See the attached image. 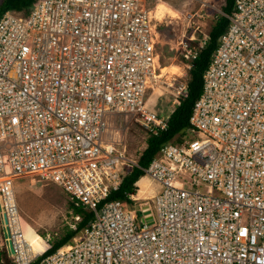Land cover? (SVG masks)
Instances as JSON below:
<instances>
[{
  "label": "built area",
  "instance_id": "obj_1",
  "mask_svg": "<svg viewBox=\"0 0 264 264\" xmlns=\"http://www.w3.org/2000/svg\"><path fill=\"white\" fill-rule=\"evenodd\" d=\"M156 1L33 0L0 14V248L10 264H264V0L220 11L227 24L188 127L139 166L107 128L122 113L146 132L166 128L149 102L160 84ZM188 44L176 46L187 67L197 50ZM176 87L177 101L187 89ZM133 165L151 196L108 198ZM26 175L89 212L49 252L47 241L33 252L23 234L13 184Z\"/></svg>",
  "mask_w": 264,
  "mask_h": 264
},
{
  "label": "rangeland",
  "instance_id": "obj_2",
  "mask_svg": "<svg viewBox=\"0 0 264 264\" xmlns=\"http://www.w3.org/2000/svg\"><path fill=\"white\" fill-rule=\"evenodd\" d=\"M162 1L175 11L178 17L173 18L164 14L156 21L161 39L160 43H157L158 53L161 54L159 63L185 66L186 58L181 53L182 48L181 46L176 48L174 42L182 40L187 43L188 40H196V36L200 34L202 36V39L198 40L200 44L215 18V12L220 13L219 6L223 0ZM194 45L192 44V47ZM187 68L186 66L180 75L172 74L168 80L160 77L159 86L151 92L149 102L159 116L166 115L176 102V86L186 82ZM108 125L111 127L110 132L114 133V140L117 139V146L124 148L127 156L137 158L138 152L145 146L147 132L144 127L133 117L123 113L112 116ZM136 183L138 185L136 187L138 192H134L136 198L147 197L152 193L153 183L145 174H142ZM13 190L19 213L25 223L24 237L35 252L41 251L47 243L60 237L77 221L73 218L65 192L50 181L26 175L14 180Z\"/></svg>",
  "mask_w": 264,
  "mask_h": 264
},
{
  "label": "trees",
  "instance_id": "obj_3",
  "mask_svg": "<svg viewBox=\"0 0 264 264\" xmlns=\"http://www.w3.org/2000/svg\"><path fill=\"white\" fill-rule=\"evenodd\" d=\"M33 0H0V14L10 8L27 10ZM233 6V0H223V3L219 6L220 11L224 13H230ZM227 24V18L221 13L215 12V18L213 19L203 43L199 44L198 40L202 39L201 35L196 36V40H188L189 46L195 44L197 48L196 54L189 61L188 78L186 80V95L178 97L172 108L165 116L166 128L164 130H157L156 132L147 131L145 138V146L137 157V164L139 166H145L157 148L165 141L171 139L180 140V134L188 127V115L191 110L194 99L198 96L201 89V73L205 68L210 54L216 46L217 39ZM198 43V44H197ZM166 66L168 64H162ZM143 174L141 169L137 166H131L129 170L123 173L120 184L117 189L111 191L108 194V198H121L124 192L135 191L134 181L138 180ZM135 181V182H136ZM69 207L73 214H79L80 219L76 222L75 229L67 228L65 232L57 239L50 242L45 252H49L61 245H63L69 238L76 232L77 229L82 227L89 217V212L81 208L79 205H74L69 201ZM0 264H8V256L5 251L0 248ZM7 259V261H5ZM32 262L31 264H34Z\"/></svg>",
  "mask_w": 264,
  "mask_h": 264
},
{
  "label": "bare ground",
  "instance_id": "obj_4",
  "mask_svg": "<svg viewBox=\"0 0 264 264\" xmlns=\"http://www.w3.org/2000/svg\"><path fill=\"white\" fill-rule=\"evenodd\" d=\"M175 10V9H174ZM179 13V12H178ZM164 14H168L170 17H178V14L173 11L171 8H169L165 2H163L162 0H157L155 2V5L153 6V8L150 10V16L151 18H154V20H152L151 24H150V32H151V40H152V43H153V47H154V57H153V64L154 66H159V68L156 70L157 71V76L159 77H164L166 80L170 79L171 78V75L174 74V75H180L182 74L183 70L185 69L186 65L185 66H181V65H178V64H175V63H170L166 66H163L161 65L159 62H160V55L158 53V50H157V43L159 42L160 43V35H159V32H157V28H156V23H155V20L158 21L160 20ZM187 15V14H186ZM174 20V19H172ZM170 21V20H169ZM164 41V40H163ZM171 42V41H170ZM173 43V42H172ZM175 45H177L178 42H174ZM174 45V44H173ZM157 87H154V90H156ZM110 125H108V132H109V137L110 139L114 140V133L112 134V132H110ZM117 140V139H116ZM142 176V175H141ZM140 176V177H141ZM149 179V178H148ZM149 181H151L149 179ZM136 186L138 187L137 183L135 182ZM138 189H136L135 191H137ZM138 192V191H137ZM152 194V193H151ZM151 194L147 195V196H151ZM133 196H134V193H133ZM146 197V196H144ZM134 198H136L134 196ZM143 198V197H142ZM27 240V239H26ZM29 243V242H28ZM31 250L33 252H35L33 246L30 247Z\"/></svg>",
  "mask_w": 264,
  "mask_h": 264
},
{
  "label": "water",
  "instance_id": "obj_5",
  "mask_svg": "<svg viewBox=\"0 0 264 264\" xmlns=\"http://www.w3.org/2000/svg\"><path fill=\"white\" fill-rule=\"evenodd\" d=\"M144 209H145V213L148 214V212L146 211L147 209L146 208H144ZM3 221L5 222L4 216H3ZM2 232H3V235L5 237L6 252H7V254H9L13 251V249H12L11 241L9 238L8 227L6 225L2 226Z\"/></svg>",
  "mask_w": 264,
  "mask_h": 264
},
{
  "label": "crops",
  "instance_id": "obj_6",
  "mask_svg": "<svg viewBox=\"0 0 264 264\" xmlns=\"http://www.w3.org/2000/svg\"><path fill=\"white\" fill-rule=\"evenodd\" d=\"M136 181V180H135ZM137 187V186H136Z\"/></svg>",
  "mask_w": 264,
  "mask_h": 264
}]
</instances>
